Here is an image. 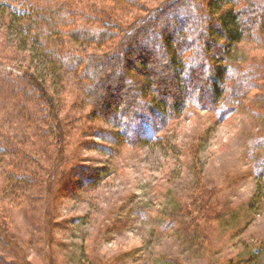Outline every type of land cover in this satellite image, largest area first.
<instances>
[{"label": "rangeland", "instance_id": "374dc122", "mask_svg": "<svg viewBox=\"0 0 264 264\" xmlns=\"http://www.w3.org/2000/svg\"><path fill=\"white\" fill-rule=\"evenodd\" d=\"M164 1L75 0L82 16L68 23L108 33L109 42L98 49L88 32L77 41L48 32L37 56L31 38L25 47L15 27L7 29V15L56 0H0V264H264V186L258 190L256 177L264 157V32L253 29L229 51L232 86L241 75L252 82L241 105L225 112L190 104L149 143L129 144L82 96L88 83L75 56L123 42L121 29L101 21V8L125 26ZM184 10L171 21L177 27ZM34 73L56 107L58 133Z\"/></svg>", "mask_w": 264, "mask_h": 264}, {"label": "trees", "instance_id": "16d2710c", "mask_svg": "<svg viewBox=\"0 0 264 264\" xmlns=\"http://www.w3.org/2000/svg\"><path fill=\"white\" fill-rule=\"evenodd\" d=\"M75 3V0H56L51 5L29 7L30 10L12 9L7 15L10 25L7 29L15 27V35L23 45L28 37L31 38L35 48L30 50L37 56L44 49L48 32L55 35L63 31L75 41L79 35L88 32L94 36L89 42L99 49L109 42L111 35L92 30L87 25L78 28L75 21L68 23L76 13ZM182 8L185 15L177 27L171 21ZM100 14L106 27L121 29L123 42L100 55L94 53L86 59L75 56L78 65L84 64L81 75L88 83L81 92L91 103L94 117L113 123L120 129L118 135L129 144L158 139L168 121L190 104L234 111L251 88L252 82L243 81L242 75L237 80L240 85L232 86L235 70L227 62L232 44L243 41L253 29L264 32V0H202L199 3L196 0L170 3L165 0L148 8L144 14H137L125 26L106 8L102 7ZM2 64L11 66L5 62ZM54 65L57 66L52 63ZM19 69L28 76V70L22 66ZM50 71L51 76L47 75L55 78L57 70ZM30 78L47 106L54 131L58 133L60 123L56 107L41 90L36 73ZM124 90H130L132 97L124 96ZM228 93L233 95L230 97ZM58 163L56 160L48 168L44 179L47 187L52 183ZM256 171L259 190L264 186V157L256 163Z\"/></svg>", "mask_w": 264, "mask_h": 264}]
</instances>
